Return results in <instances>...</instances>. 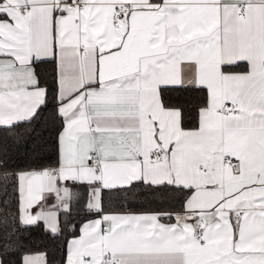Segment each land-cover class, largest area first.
<instances>
[{"label": "snow or ice", "instance_id": "snow-or-ice-1", "mask_svg": "<svg viewBox=\"0 0 264 264\" xmlns=\"http://www.w3.org/2000/svg\"><path fill=\"white\" fill-rule=\"evenodd\" d=\"M0 264H264V0H0Z\"/></svg>", "mask_w": 264, "mask_h": 264}]
</instances>
